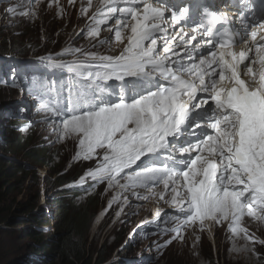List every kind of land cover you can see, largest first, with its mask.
<instances>
[{"label": "snow or ice", "instance_id": "snow-or-ice-1", "mask_svg": "<svg viewBox=\"0 0 264 264\" xmlns=\"http://www.w3.org/2000/svg\"><path fill=\"white\" fill-rule=\"evenodd\" d=\"M257 2L228 0L225 7L237 10V22L217 13L214 3L193 9L182 0H99L83 34L111 50V36L98 38L101 26L114 21L107 31L123 45L118 54L68 48L60 55L84 59L42 57L67 69L73 83L57 89L55 82L33 81L29 87L37 111L50 114L45 120L60 138L78 141L74 159H97L86 176L107 180L109 187L170 189L177 235L185 225L199 222L203 229L206 220L230 218L234 235L253 240L241 218L264 222V3L257 10ZM92 6L87 0L80 13ZM177 36L186 45L183 55L173 51ZM239 46L238 53L232 50ZM12 86L25 90L15 81ZM122 174L125 183L119 184Z\"/></svg>", "mask_w": 264, "mask_h": 264}, {"label": "rangeland", "instance_id": "rangeland-1", "mask_svg": "<svg viewBox=\"0 0 264 264\" xmlns=\"http://www.w3.org/2000/svg\"><path fill=\"white\" fill-rule=\"evenodd\" d=\"M98 3L99 0H93L88 13L81 14V6L87 7V0H74L72 4L69 0H58L59 7L56 2L49 6L50 0L39 3L0 0V167L20 170L15 179L12 174L0 181V206L8 210L0 224V264H34L32 256L37 246L28 249V234L37 230L42 231L41 235L37 234L39 237H51L53 218L49 216L46 223L42 219L58 200L56 183L77 171H83V175L97 165V159H74L78 141L60 138L50 120H45L50 114L37 112L38 102L29 95L28 86L33 81L46 84L55 81L58 89L61 86L67 89L73 83L67 69L52 67L47 62L39 66L37 63L42 57L84 59L80 54L60 55L68 48L118 54L123 45L115 42L114 34L107 31L114 21L101 26L98 38L111 36V50L108 44L97 45L96 38L83 34L92 23L88 17ZM12 5L15 12L8 11ZM5 80L9 82L4 84ZM13 81L25 90L12 86ZM21 108L25 111L21 112ZM32 147L35 153L45 152L47 167L36 168L27 155ZM117 179L119 184L125 183L123 174ZM84 181L88 183L87 179ZM68 184L63 187H70ZM155 189H160L159 194L151 193ZM161 193H166L164 199L160 198ZM170 195V189L166 191L161 184L151 189H122L117 184L109 187L105 180L90 184L76 196L68 195L65 201L79 207L90 197L97 200V213L86 239L91 264L98 258L106 259L103 264H264V243L259 242L264 241V222L247 215L241 218L240 227L247 229V235L254 237L253 240L246 239L243 232L234 235L229 229L230 218L219 224L206 220L203 229L199 222L185 225L177 235L171 231L178 221L170 219L177 215L174 206L167 202L171 200ZM155 209L159 217L154 216ZM98 215L101 221L96 226L94 221Z\"/></svg>", "mask_w": 264, "mask_h": 264}, {"label": "trees", "instance_id": "trees-1", "mask_svg": "<svg viewBox=\"0 0 264 264\" xmlns=\"http://www.w3.org/2000/svg\"><path fill=\"white\" fill-rule=\"evenodd\" d=\"M27 155L35 162L37 169L48 166L45 152L35 153V148L32 147L29 151H27ZM43 160L44 162H42ZM12 171V167H0V181L2 179L9 178L12 174V179H15V177L20 173V170ZM82 173L83 171H77L72 176L57 182L54 187L56 190L61 188L57 192L59 193L58 200L54 202V208L51 209L49 215L44 216L42 219V223H46L49 216L53 218L51 225L54 228V231L51 237L49 239H43L41 236H38L41 235L42 231L37 230H33L30 234H28V249L37 246L34 248L32 256L34 264H91V257L88 256L86 249V239L91 222L97 213V200L90 197L79 207L72 206L65 201L66 197L70 194L72 196L78 195L81 189L73 188L68 191L62 189L64 185L75 181ZM86 189L87 187L84 188V190ZM7 213L8 210L5 211V208L0 206V224L3 222ZM13 213L14 212H12L11 215ZM26 254L27 252L24 251V256H26ZM104 260L105 259L98 258V260H95V262L93 261L92 264H99Z\"/></svg>", "mask_w": 264, "mask_h": 264}, {"label": "bare ground", "instance_id": "bare-ground-1", "mask_svg": "<svg viewBox=\"0 0 264 264\" xmlns=\"http://www.w3.org/2000/svg\"><path fill=\"white\" fill-rule=\"evenodd\" d=\"M114 34V33H113ZM125 42H126V35H125ZM1 74V73H0ZM3 80V79H2ZM2 82V81H1ZM38 112V111H37ZM39 112H42V111H39ZM50 124H52L51 122H50ZM94 169V168H93ZM89 171V170H88ZM87 171V172H88ZM86 172V173H87ZM84 175V174H83ZM88 177H90V176H88ZM162 185V184H161ZM80 190V189H79ZM158 190H160V189H155V190H153V191H151V193H153V192H155L156 194H159L158 192ZM168 194V193H167ZM145 195H146V193H145ZM171 195H172V193H171ZM170 195V196H171ZM147 196V195H146ZM164 196H166V193H165V195ZM154 199H157V196H152ZM168 199V198H167ZM171 199V198H170ZM163 201V200H162ZM167 201V200H166ZM169 205V204H168ZM172 206V205H171ZM153 211H156V209L155 210H153ZM156 213H157V211L155 212V214H154V216H156ZM101 215H98L97 217H96V219H95V221H94V224L96 225V224H98L100 221H101ZM96 222V223H95ZM97 226V225H96ZM41 229V228H40ZM130 242V241H129Z\"/></svg>", "mask_w": 264, "mask_h": 264}, {"label": "clouds", "instance_id": "clouds-1", "mask_svg": "<svg viewBox=\"0 0 264 264\" xmlns=\"http://www.w3.org/2000/svg\"><path fill=\"white\" fill-rule=\"evenodd\" d=\"M85 174V173H84ZM82 175V174H81ZM81 177V176H80ZM79 179V178H78ZM78 179L76 180V181H73L72 183H76L77 181H78ZM72 183H70V184H72ZM69 185V184H68ZM77 187H79V186H77ZM61 188H58V190H60ZM62 189H64L65 190V188L63 187ZM104 262H106V259L104 260V261H102V262H100L99 264H103ZM106 264H108V262L106 263Z\"/></svg>", "mask_w": 264, "mask_h": 264}]
</instances>
